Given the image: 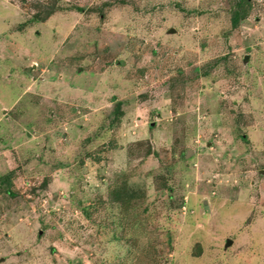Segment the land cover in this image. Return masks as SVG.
<instances>
[{
	"label": "rangeland",
	"instance_id": "rangeland-1",
	"mask_svg": "<svg viewBox=\"0 0 264 264\" xmlns=\"http://www.w3.org/2000/svg\"><path fill=\"white\" fill-rule=\"evenodd\" d=\"M236 1L0 0V264H264V0Z\"/></svg>",
	"mask_w": 264,
	"mask_h": 264
},
{
	"label": "trees",
	"instance_id": "trees-1",
	"mask_svg": "<svg viewBox=\"0 0 264 264\" xmlns=\"http://www.w3.org/2000/svg\"><path fill=\"white\" fill-rule=\"evenodd\" d=\"M245 4H246L245 0H238V1H236L234 3V6L232 8L233 10L231 12V25H232L233 28L237 27L238 24H239L240 19H243L245 17V15H246V9H245L246 5ZM55 9L56 8H54V7H51L50 9L48 8V10L46 11V16L52 15L55 11H57ZM38 16L39 15L35 16L33 19L36 20V21L37 20H41V19H39ZM116 116H117V114H116ZM9 180H10V176L7 175V176L4 177L2 182H4V185H6V184H8ZM6 191L8 192L9 190L6 189ZM116 197H118V196H116Z\"/></svg>",
	"mask_w": 264,
	"mask_h": 264
},
{
	"label": "water",
	"instance_id": "water-1",
	"mask_svg": "<svg viewBox=\"0 0 264 264\" xmlns=\"http://www.w3.org/2000/svg\"><path fill=\"white\" fill-rule=\"evenodd\" d=\"M229 243H230V240H228L226 244H229Z\"/></svg>",
	"mask_w": 264,
	"mask_h": 264
}]
</instances>
